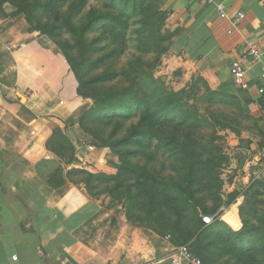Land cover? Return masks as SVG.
Returning a JSON list of instances; mask_svg holds the SVG:
<instances>
[{"label":"trees","instance_id":"obj_1","mask_svg":"<svg viewBox=\"0 0 264 264\" xmlns=\"http://www.w3.org/2000/svg\"><path fill=\"white\" fill-rule=\"evenodd\" d=\"M163 4L0 0V15H23L29 32L56 44L70 66L76 96L96 101L79 127L120 160L111 175L73 166L76 145L54 126L46 148L57 158L43 159L39 172L53 188L71 182L84 185L92 198L118 200L126 205L125 221L171 237L175 247L188 245L206 264H264V180L227 198L223 192L230 156L219 131L240 133L243 113L234 110L240 101L201 76L179 92L155 76L175 38ZM242 201V226L235 231L220 219V208L230 211ZM209 213L214 221L205 224L202 216Z\"/></svg>","mask_w":264,"mask_h":264},{"label":"crops","instance_id":"obj_2","mask_svg":"<svg viewBox=\"0 0 264 264\" xmlns=\"http://www.w3.org/2000/svg\"><path fill=\"white\" fill-rule=\"evenodd\" d=\"M163 2L167 27L175 33L163 70L177 72L182 87L201 76L212 89L240 101V133L224 132L230 163L223 192H243L254 180H264V0H228L225 18L202 0ZM241 12L244 17L235 24ZM22 23L0 17V264H172L175 246L120 218L111 238L106 228L87 233L94 220L109 216L97 215L107 210L106 197L92 198L84 185L71 182L53 188L40 174L43 159L57 158L46 148L51 123L65 127L59 118L90 101L76 96L62 56L27 42ZM258 38L262 62H246L247 86L241 87L230 66Z\"/></svg>","mask_w":264,"mask_h":264},{"label":"rangeland","instance_id":"obj_3","mask_svg":"<svg viewBox=\"0 0 264 264\" xmlns=\"http://www.w3.org/2000/svg\"><path fill=\"white\" fill-rule=\"evenodd\" d=\"M0 17H4V16L0 15ZM11 18H17V19L19 18V20L21 22H24L22 24L25 26L24 28L28 34L27 42H31L32 40H35V41L39 42L40 45H42V47L45 48L46 50L54 49L56 54H59L60 56H62V58H64L65 62L68 65V68L70 69V66H69L67 60L65 59L64 55L58 50V48L56 47V44L50 38H48L45 35L40 34L39 32H35V33L29 32L28 31L29 25H28V23H27V21L23 15L17 16V17H11ZM166 27H167V23H166ZM166 56L163 57V61H164V58ZM128 57H129V55L125 56L123 58V62L126 61ZM155 76L157 78L162 79L166 83V85H168L173 91H176V92H179L183 89H188L189 86L192 84V82L190 81L188 83V85L183 86V87L180 86L179 81H177L178 80L177 72H170V73L165 72L163 70V62L155 70ZM87 99H89L90 103L87 105H83L82 108L79 109L78 112H75V111L72 112L65 119L61 117V119H63V120H61L59 118V120L63 121V123L65 124V127H63V128L61 127V128L69 135V137L72 139V141L74 142V144L76 145V148L78 150L77 151L78 160H77V162H75L73 164V166L80 167V168H86V169L93 168L96 171L104 172V173H107L108 175L115 174L118 171V166L120 164L119 157L117 155H115L114 153H112L110 148L97 147L94 144H92V142L90 141L91 138L79 127V121H80V117L82 116V114L85 113L87 110L96 106L95 100H93L91 98H83V99L80 98V100H87ZM236 107H237V109H236ZM236 107L234 110L237 112H241L240 105H237ZM226 110L230 111V109H226ZM76 119H78V122H76ZM240 121H241L240 126H242L243 119L240 118ZM54 126H59V124H56L55 122L51 123L52 133H53ZM109 128H111V126ZM227 130H229V129H227ZM227 130L219 131L220 135L223 136V139H222L223 141H221V143H223L224 149L226 147V141H227L226 135L224 134V132ZM260 167L264 170V168L261 166V164H260ZM225 168L223 169V174H224ZM223 174H222V178L224 179ZM257 180H261V179H256L252 183L256 182ZM224 184H225V179H224ZM247 189L248 188H246L245 190H247ZM243 192H241V193H243ZM227 195H224V197H226ZM105 197H106V204H107V210H105V211L107 214H109V216H107L104 220L101 219L103 221H100L98 219L94 220L90 225H88L86 230L88 231L87 233H89V231L90 232H93V231L98 232V228H102V229L106 228L104 232L107 233V238H111L113 236L114 232H116L117 229L120 227V224L118 223V221H119L118 218L125 221L124 213L126 210V205H124L123 203H118V200H113L110 196H105ZM243 199H244V197H243ZM242 203H243V201L239 205L238 204L235 205L230 211H228L227 209H224L223 207L220 208L221 210H223V213L220 215V219L226 221L232 227V229H234L235 231L239 230L242 226V221H241L240 214H239L240 205H242ZM261 209L264 210V204L262 205ZM106 213L101 214L100 218L104 217V215ZM203 217H214V216L212 213L204 214L202 216V221L205 224H207L203 220ZM129 224H131L133 227L142 228L144 231L151 233V234H156L162 238V236H160L158 233H156V231L154 232L152 230V228H148V227L146 228L144 226L135 225L132 223H129ZM166 237H163V238H165V240H166ZM168 238L169 239H167V241H169V242L172 241L171 237H168ZM182 246H184V245H182ZM194 255L197 258H199L203 262V264H206L204 262L203 258L199 257L196 254H194Z\"/></svg>","mask_w":264,"mask_h":264},{"label":"built area","instance_id":"obj_4","mask_svg":"<svg viewBox=\"0 0 264 264\" xmlns=\"http://www.w3.org/2000/svg\"><path fill=\"white\" fill-rule=\"evenodd\" d=\"M205 3L213 4L216 6V9L221 17H227L228 13L226 10V3L228 0H202ZM244 17V13H239L237 18L235 19V24H238ZM264 38V32L261 36ZM261 38L252 40L247 48V51L243 54L242 58L236 59L232 62L230 66L231 75L235 81V83L241 87H246V75L249 70V67L246 62L249 61V65H254L256 63L262 62L261 49H260V41ZM263 75H264V67H263ZM264 90H261L263 92ZM260 164L264 168V150L260 155ZM203 220L207 224H212L214 221V217H203ZM169 239L166 237V240ZM171 263L172 264H184L187 262L188 264H203V262L197 258L190 250L188 245L175 247L173 254L171 255Z\"/></svg>","mask_w":264,"mask_h":264},{"label":"water","instance_id":"obj_5","mask_svg":"<svg viewBox=\"0 0 264 264\" xmlns=\"http://www.w3.org/2000/svg\"><path fill=\"white\" fill-rule=\"evenodd\" d=\"M76 122H78V119H76Z\"/></svg>","mask_w":264,"mask_h":264}]
</instances>
